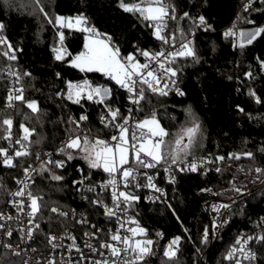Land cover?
I'll list each match as a JSON object with an SVG mask.
<instances>
[{
	"label": "trees",
	"instance_id": "obj_1",
	"mask_svg": "<svg viewBox=\"0 0 264 264\" xmlns=\"http://www.w3.org/2000/svg\"><path fill=\"white\" fill-rule=\"evenodd\" d=\"M169 1L175 6L176 19L170 20L173 35L179 41L192 35L190 46L194 47L199 59L176 57L173 62L185 95L160 96L144 86L141 110L147 116L155 112L169 133L166 142H174L191 122L199 123L196 144L187 156H223L225 159L219 172L209 169L177 173L169 185V198L164 202L146 201L139 196L131 202L136 220L146 229V238L153 241V250H159L154 264H230L231 260L225 257L238 234L244 229L256 228L260 234L251 241L255 247V260L245 262L264 264V240L259 239L264 236V227L258 220L259 214L264 212V190L236 203L230 209L228 221L213 237L205 206L212 194L203 191L209 186L223 189L233 184L242 170L264 166V67L261 65L264 34L250 45L245 42V47L241 48L238 35L226 37L223 32L224 26L236 14L242 18L238 21L239 28L264 27V0L255 1L247 11L241 7L243 0ZM40 6L47 17L39 11ZM185 12L189 14L187 17L183 15ZM80 14L88 17L89 23L101 33L109 34L122 56L134 54L139 57L138 50L156 52L164 46L155 37V28L150 22L143 21L138 14L124 12L119 7V0H40L39 6L35 0H0V22L5 25L0 35L7 37L17 57L16 60L7 59L3 52L9 49L0 45V144L4 146L8 140L4 139L8 135L7 126L2 124L6 118L13 120L11 139L17 140L23 135L21 124L34 130L29 141H22L31 155L14 157L16 167L12 168L6 167L0 159V198L13 186L16 175L29 164L36 163L37 146L53 147L61 136L73 135L80 130L91 131L93 134L87 135L90 138H95L98 133L109 136L113 128L105 127L101 122L102 105L119 106L123 115L127 113L130 94L119 88L115 81L102 73L81 72L72 67V56H66L62 61L55 59L52 49L59 46V31H64V46L73 56L83 50L85 37V33L75 29L54 26L55 17ZM200 16H204L211 26L207 30L198 24ZM49 18L53 24L48 23ZM10 72H18L20 79ZM249 72L251 77L247 75ZM81 78H87L93 85L109 86L111 97L106 98L104 104L88 99L77 104L67 99V83ZM14 87L23 88L25 101H36L40 111L33 113L21 101L8 107L7 96ZM253 91L255 97L250 94ZM256 97L260 98V103L256 102ZM241 108L243 112L239 110ZM82 113H86L88 119L80 121L77 128L69 121L73 119L72 114L81 116ZM68 152L74 159L67 160L66 167L38 163L33 176V192L42 197L41 213L36 221L43 232L66 228L74 220L70 214L61 217L52 213L51 207L66 212L76 208L90 216L99 213L94 203L83 199L82 191L74 183L79 175L77 166L97 175L108 173L90 169L78 150ZM249 152L253 154L252 158L244 155ZM233 154L239 155L240 159L230 158ZM181 157H185L183 153ZM53 174L63 179L53 180ZM205 227L208 228L206 242ZM170 237H180L179 250L173 258L162 253L164 242Z\"/></svg>",
	"mask_w": 264,
	"mask_h": 264
},
{
	"label": "snow or ice",
	"instance_id": "obj_2",
	"mask_svg": "<svg viewBox=\"0 0 264 264\" xmlns=\"http://www.w3.org/2000/svg\"><path fill=\"white\" fill-rule=\"evenodd\" d=\"M36 4L40 5V0H35ZM252 0H249L248 4H245L244 9L247 11L251 7ZM119 7L127 13L138 14L143 21L150 22L151 26L155 28L154 35L155 37L162 41L165 44H168L170 41L172 46H175L176 37L172 35L168 37L164 35V30L167 28L166 21L168 19L175 20V6L165 3V0H139L135 3H127L125 0H119ZM39 11L44 14L45 17L48 16L42 6L39 7ZM184 17H187L189 14L185 12ZM250 23L252 21H249ZM49 24H53L51 18L48 19ZM198 24L200 26H206L210 28V25H207L204 16L198 18ZM54 26H57L59 29H75L76 31L85 33L83 50L78 54L74 55L67 50L64 46L65 34L64 31L58 32V47H54L52 51L55 54V59L62 61L66 56H72L70 65L74 68L79 69L81 72H96L102 73L104 76L115 81L117 85L121 88L126 89L131 95L129 99L133 104L139 105L142 100L145 98V88L150 90L152 93H157L160 96H167L169 94V83L166 82L165 78L171 79L172 77L177 76V71L171 67V63L175 61L176 57H192L194 60L198 61L196 51L194 47L190 46L191 41L187 43H181L179 50L169 52L167 57H171V60L168 61V66L161 61V57L165 56L164 51L157 53H150L149 51L138 50L140 55L148 58L149 60H155L158 63L159 71L155 68H152L149 63H141L136 55L128 54L127 56H122L120 48L115 44L113 38L107 33H101L94 25L89 23L88 17L83 14H80L75 17H64L56 16L54 21ZM5 25L3 22H0V33H3ZM264 34V27H259L255 29V34L252 35L246 43L248 45L252 44L258 37ZM183 35V33H182ZM226 37H232L239 35L241 40L240 47H245V42L243 40L244 33L240 32L237 34L232 29H229L224 33ZM0 45H6L9 51H4L3 55L9 60H16L15 49H13L12 44L8 41L7 37L0 35ZM262 67H264V61H261ZM10 75L17 77V80L20 79L18 72H10ZM25 75H30L25 73ZM59 75V73L57 74ZM251 77V73H247ZM172 84L175 85V81H172ZM137 85H140L138 88ZM67 99L72 100L74 103H80V100L86 98L88 100H94L96 103L104 104L106 98L111 97V89L104 88L102 86L93 87L89 81L85 80L82 83H73L69 81L67 83ZM23 88L14 89L10 91L7 96V106L14 107L13 101L25 102L27 107L31 109L33 113H38L40 111L39 105L36 101H25L23 95ZM18 94H13V93ZM176 93L178 95H185V93L178 88H176ZM255 97V92L250 93ZM256 102L260 103L261 100L259 97H256ZM105 107L108 108V113L110 119L101 117V122L104 123L105 127H112L118 131L117 135H112L110 140L101 139L99 137L90 138L87 135H75L70 136L68 142L65 146L59 151L64 153L67 157V160L74 159V156L71 152H68V149L78 150L80 153H83V159L88 163L90 169H102L103 172L108 173L109 179L105 184L102 185L103 188H108L111 186V196L113 200L114 207L109 208L106 204H103L102 200L93 201L94 204L101 205L104 207L105 215L108 217L115 216L116 210L120 208L122 203L127 204L139 199L138 196L127 191H120L117 183V175L121 178V183L125 188L129 186V179H136L137 169L142 168H155L161 164H176L177 161L181 160V154L184 156L190 155L192 148L196 144L197 134L200 132L199 123H195L192 127H187L182 130L173 141H165V137L169 136L168 131L161 126L160 121L156 118L155 112L152 113L150 117H146L143 120L136 121L132 128L134 129L129 134V121L132 119L131 115L126 117H121V121L117 123L118 117H120V110L118 108L113 109L105 104ZM241 112L244 110L239 109ZM131 113V109L128 110ZM86 115H81L79 121L70 119V123L76 124V127L79 128L80 121L87 120ZM2 124L7 126L6 131L8 133L4 139L11 141V130L13 127V120L11 118H6L2 121ZM23 135L17 139L16 144L20 145V150H16L14 156L8 154V150L0 148V156H3L2 163L9 168L16 167L14 162V157L29 156L31 153L27 150V146L22 143V141H29L30 137L33 135L34 130L25 127L23 124L20 125ZM185 137H187V143H185ZM115 142V143H112ZM245 156L252 158V153H245ZM170 158V162H169ZM230 158L240 159L239 155L233 154ZM39 159V155H37ZM218 161H223L225 157L220 156L216 158ZM211 163L212 161H208ZM52 163V161H48ZM56 166L58 168L64 167V161H56ZM130 163H134L136 167H125ZM167 171V169H165ZM182 171L184 169H181ZM189 170L195 172L197 171V164L191 163L189 165ZM25 174L29 172V169H24ZM216 171L219 172L220 169L216 168ZM255 172L258 174L264 175V169L256 168ZM53 180L60 181L63 179L60 175L53 174L51 177ZM259 178V177H258ZM87 179V177H85ZM148 188H154L156 191H161L155 186L152 182L153 178L151 176L147 177ZM18 183L23 184V181H18ZM74 183L83 184L84 180L74 181ZM137 183L135 187H139ZM25 187H27L25 185ZM89 192H94V186H87L86 188ZM233 191L236 193H241L242 189L235 187L233 184ZM204 191H211V189H206ZM11 195L16 197H25L27 195L30 203L28 204V211L25 212V201L23 199L19 201H11L13 206L17 209L18 212L24 213L29 219V225L32 227L28 228L26 237L28 240H31L33 233L40 229V223L36 222L37 215L41 213V203L42 197L33 195L32 192L25 193L24 188L12 193ZM228 208L229 205H220L214 206V210L219 211V208ZM50 211L61 217H68L69 213L66 211H61L58 207H51ZM14 217L11 215H5L3 212H0V220H13ZM79 223H86V220H80ZM128 223L135 224L136 227L127 228L126 230L132 233V238L122 237L117 231L110 235V240L113 242L122 243L124 248L121 249L117 247L116 243H107L101 242L100 248H107L110 250L111 256L121 257L122 251L128 253L129 250L132 254L135 255V259L125 260L124 264H137V262L142 261L146 256L151 254L150 245L153 244V241L148 240H139L135 239L136 236L146 235V229L139 226L138 221L130 218ZM91 227L96 228V225H91ZM125 225L120 224V228L123 229ZM218 227V225L213 223V228ZM5 229V224L0 223V230ZM98 231H100L98 229ZM12 230H7L6 235L11 237ZM84 235L89 238L96 237V233L91 234L85 232ZM208 237V228L205 227L204 231V241H207ZM69 239L73 241V244L69 247V251L72 248H75L76 251H80L79 247L75 243V236H69ZM58 237L55 235L48 236L49 244L55 249L60 247L56 243ZM241 237L236 241L237 245H241L239 248L233 246L225 257L228 260H235L236 253L240 252L245 254V259H254V255L250 252H247L244 245L247 244L248 240ZM260 240H264V236L259 237ZM243 241V244H242ZM180 237H176L168 245L167 250L164 255L173 258L176 256L177 251L179 250ZM6 247H11V245H6ZM86 247L92 248L93 251H98L92 247L90 243L86 242ZM35 251V250H33ZM19 255L20 253H15ZM103 255V253H101ZM48 264H56V261L49 260ZM95 264H108L107 260L96 261ZM112 264H116L115 261ZM237 264L239 261L237 260Z\"/></svg>",
	"mask_w": 264,
	"mask_h": 264
},
{
	"label": "built area",
	"instance_id": "obj_3",
	"mask_svg": "<svg viewBox=\"0 0 264 264\" xmlns=\"http://www.w3.org/2000/svg\"><path fill=\"white\" fill-rule=\"evenodd\" d=\"M257 0H252L251 5ZM165 3L172 5L169 0H165ZM249 0H243L241 3V7L244 9L245 4H248ZM239 19H242L237 14L235 17L223 28V32L225 33L229 29H232L237 34H239L240 30L242 28H239ZM170 20L168 19L166 21L167 28L164 30V35L171 37L173 35L172 30L170 29ZM208 25L207 19H205ZM206 27V26H204ZM192 38L191 36H188L184 40H176L175 46H172L171 41L168 44L164 43V46L159 49L156 52H150V53H157L160 51L165 52V56L167 57V54L169 52L177 51L180 48L181 43H187ZM137 59L143 64V63H149L152 68H155L159 71L158 63L155 60H149L148 58H145L143 56L137 57ZM161 61L165 63L166 66H168V61L171 60V57H167L165 59L164 57L160 58ZM171 67H174L173 62L170 65ZM166 82L169 83V94L176 93V88L182 91V86L179 82L178 75L176 77H172L171 79L165 78ZM89 81L90 84L93 87L96 86H102L104 88H109V86L106 85H93L90 80L87 78H81L76 79L74 81H71L73 83H82L83 81ZM172 81H175V85L172 84ZM119 88H121L118 85ZM139 88L140 85H137ZM16 89L14 87L11 91ZM123 89V88H121ZM126 90V89H123ZM18 94V93H13ZM130 94V93H129ZM131 95V94H130ZM87 99L86 94L84 98ZM81 99V100H82ZM95 101V99L93 100ZM16 101H13V104ZM8 103V102H7ZM109 107L116 109L118 108L120 110V117L117 119V123L122 122L121 117H126L131 115L132 119L129 121V134L131 135V132L134 130L132 128V125L136 121L142 120L143 117H146V112H143L141 110V106L133 104L131 100L129 101L127 105V113L122 114V109L119 106H110ZM129 109H131V113H129ZM100 113L101 117H105L106 119H110L108 108L105 107V105L100 106ZM82 115H86V113H82ZM72 118L79 121L80 116L76 114H72ZM104 124V123H103ZM7 133V131H6ZM91 131L87 130H80L79 132L73 134V135H63L58 139V142L53 147L43 148L41 146H37L35 148V156H36V163H31L28 166H26L24 169H29V172L25 174L24 169L16 175L14 179L13 186L5 192L2 197L0 198V212H3L5 215H11L14 217L13 220H0V223L5 224V229L0 230V264H48L49 260H55L56 264H95L96 261H104L107 260L108 264H112L113 261L116 262V264H124L125 260H134L135 255L131 253L129 250L128 253H124L122 251L121 257H113L111 256L110 250L107 248H100L101 242H107V243H116L117 247L123 249L124 245L122 243L113 242L110 240V235L119 232L122 237L126 236L129 238H132V233L127 231V228L136 227L135 224L128 223V220L130 218L136 220V216L134 213V209L131 206V203L124 204L122 203L120 205V208L116 210L115 216L108 217L105 215L104 207L101 205H97L98 207V215L90 216L87 214V212H82L79 209L73 208L72 210L68 211V213L71 215V217L74 219L73 223H71L70 226L62 229L57 230H51L48 232H43L41 229L37 230L33 233V237L31 240H28L26 237L28 228L32 227V225H29L28 223V217L24 213H20L17 211V209L13 206L11 201H19L23 199L25 201V212H27L28 204L30 201L27 198V195L25 197H16L11 195L12 193L20 190L21 188H24L25 193L32 192L33 195V181H34V173L36 171V167L38 163H47L52 166H56V161H64V167L67 166V158L64 153H61L59 149L63 148L65 144L68 142L70 136L75 135H92ZM118 131L113 128L112 133H110L109 136H107L104 133H98L95 134V137H99L101 139L110 140V137L112 135H117ZM16 138H12L11 141L7 140L6 144L4 146H1V148L7 149L8 154L11 156H14V153L16 150H20V145H17L15 142ZM115 143V142H112ZM72 149H68L67 151H70ZM37 155H39V159H37ZM0 159L3 161V156H0ZM48 161H52V163H48ZM208 161H212L209 163ZM170 162V159H169ZM191 163L197 164V171H207L209 169L216 170V168H221L224 164L223 161H218L216 158H209L204 155H193V156H185L181 157V160L177 161L176 164H161L158 165L155 168H138L136 173V179L132 180L129 179V186L125 188L123 184L121 183V178L119 175H117V183L119 186L120 191H127L131 192L132 194L136 196H141L146 201L151 202H164L168 200L169 198V185L172 183V181L175 179L176 174L183 172V171H191L189 170V165ZM57 167V166H56ZM63 167V168H64ZM125 167H136L134 165H126ZM240 167H237L239 169ZM256 168L264 169V166L262 165H256L255 167L247 170H242L240 177L237 179H234V185L235 187H239L242 189L241 193H236L233 191V184L225 186L223 189H217L215 187L209 186L204 187L203 191L206 189H211V191H204L211 193L212 195L210 198L206 201L205 206L209 215V219L211 221V235L218 234L223 225L228 221L229 215H230V209L239 202H244V200L260 191L264 190V175L258 174L255 172ZM167 169V171L165 170ZM181 169H184L183 171ZM77 170L79 172V175L77 177L76 181L84 180L83 184H78V188L82 191V197L83 199H87L88 201H93L99 199L103 201V204H106L109 208L114 207L112 196H111V186L108 188H103L102 185L107 182V180L110 178L109 175H97L96 173L92 172L89 169H84L81 165L77 166ZM151 176L153 178V183L157 188H159L161 191H156L154 188H148L146 187L148 181L147 177ZM87 177V179H85ZM259 177V178H258ZM18 181H23V184L18 183ZM139 184V187H135V184ZM25 185L27 187H25ZM87 186H94L95 191L89 192L86 190ZM220 205H229L228 208H219V211L214 210V206H220ZM60 209V208H59ZM80 220H86V223H79ZM259 223L262 227H264V212L260 213L258 216ZM137 221V220H136ZM37 222V221H36ZM215 222L218 227L213 228V223ZM123 223L125 227L123 229L120 228V224ZM91 225H96V228L91 227ZM12 230V236L9 237L6 235L7 230ZM98 229L100 231H98ZM87 232L89 234L95 232L96 237L89 238L84 235V233ZM260 234L259 228L248 230L244 229L242 230L238 236L236 237L235 241L233 242L231 249L233 246L239 248L241 245H237L236 241L240 239L241 237H244V239H248L251 237L252 239ZM49 235H55L58 237L56 243L60 245V247L53 248L49 242H48V236ZM69 236H75V243L79 247L80 251H76L75 248H72L71 251H69V247L73 244V241L69 239ZM211 237V238H212ZM176 237H170L165 240L164 245L162 247V253H165V251L168 248V245L171 243L172 239H175ZM135 239H146L145 235L136 236ZM252 239H249L247 244L244 245L247 252H250L254 255V259H245V254H242L240 252L236 253V259L231 260L230 264H237V260L239 261V264H247V262H253L255 260V247L251 243ZM86 242L90 243L93 248L98 249V251H93L92 248L86 247ZM243 244V241H242ZM6 245H11V247H6ZM179 247V246H178ZM151 248V254L146 256L142 261L137 262V264H154L153 260L156 254L159 250L154 251L153 246L150 245ZM230 249V250H231ZM35 250V251H33ZM20 253L19 255H16L15 253ZM103 253V255H101ZM247 261V262H245Z\"/></svg>",
	"mask_w": 264,
	"mask_h": 264
},
{
	"label": "rangeland",
	"instance_id": "obj_4",
	"mask_svg": "<svg viewBox=\"0 0 264 264\" xmlns=\"http://www.w3.org/2000/svg\"><path fill=\"white\" fill-rule=\"evenodd\" d=\"M59 16H64V15H59ZM64 17H72V16H64ZM75 17V16H74ZM256 28H259L258 26H252V27H247V26H244L242 27V29L240 30V32H243L244 33V37H243V40L244 42H246L252 35L255 34V29ZM239 32V33H240ZM238 41L241 42L240 38H239V35H238ZM79 53V52H78ZM76 53V54H78ZM75 54V55H76ZM151 115L149 116H146V117H150ZM146 117H143V119H145ZM157 118V117H156ZM158 119V118H157ZM159 120V119H158ZM161 124V123H160ZM195 123L194 122H191V124L188 126V127H192ZM161 126L163 127V125L161 124ZM185 143H187V137H185ZM141 240V239H140ZM144 240H148V238L144 239ZM173 240V239H172Z\"/></svg>",
	"mask_w": 264,
	"mask_h": 264
}]
</instances>
